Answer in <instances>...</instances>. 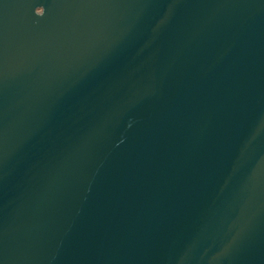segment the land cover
Masks as SVG:
<instances>
[{
  "label": "water",
  "instance_id": "1",
  "mask_svg": "<svg viewBox=\"0 0 264 264\" xmlns=\"http://www.w3.org/2000/svg\"><path fill=\"white\" fill-rule=\"evenodd\" d=\"M0 264H264V0H0Z\"/></svg>",
  "mask_w": 264,
  "mask_h": 264
}]
</instances>
